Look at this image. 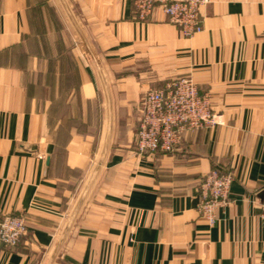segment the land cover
Here are the masks:
<instances>
[{
  "label": "crops",
  "instance_id": "obj_1",
  "mask_svg": "<svg viewBox=\"0 0 264 264\" xmlns=\"http://www.w3.org/2000/svg\"><path fill=\"white\" fill-rule=\"evenodd\" d=\"M184 36L160 5L0 0V264H264V0H209ZM190 76L216 122L139 152L141 96ZM231 172L210 224L199 186Z\"/></svg>",
  "mask_w": 264,
  "mask_h": 264
},
{
  "label": "built area",
  "instance_id": "obj_2",
  "mask_svg": "<svg viewBox=\"0 0 264 264\" xmlns=\"http://www.w3.org/2000/svg\"><path fill=\"white\" fill-rule=\"evenodd\" d=\"M209 0H133L140 18L149 16L160 5L169 20L183 35L201 30L200 7ZM216 122L208 95H200L190 76H179L164 86L149 88L142 99L141 116L136 130L139 152H168L181 141L184 132ZM264 141V134H263ZM233 175L221 167H213L199 186L198 211L210 223L217 219V210L228 203ZM260 220L264 226V202ZM22 214L5 213L0 217V249L14 247L26 234Z\"/></svg>",
  "mask_w": 264,
  "mask_h": 264
},
{
  "label": "rangeland",
  "instance_id": "obj_3",
  "mask_svg": "<svg viewBox=\"0 0 264 264\" xmlns=\"http://www.w3.org/2000/svg\"><path fill=\"white\" fill-rule=\"evenodd\" d=\"M206 4V3H205ZM201 25H202V20H201ZM179 28V27H178ZM180 29V28H179ZM202 29V28H201ZM200 31V30H199ZM198 32V31H197ZM195 33V32H194ZM193 34V33H192ZM184 36H189V35H184ZM169 81H171V80H169ZM150 88H155V87H150ZM149 89V88H148ZM147 90V89H146ZM144 93H145V91H144ZM144 93L142 94V96H141V100H140V105L142 106V99H143V95H144ZM140 114H141V111H140ZM137 130V129H136ZM135 136H136V131H135V135H134V140H135ZM136 142V141H135Z\"/></svg>",
  "mask_w": 264,
  "mask_h": 264
}]
</instances>
